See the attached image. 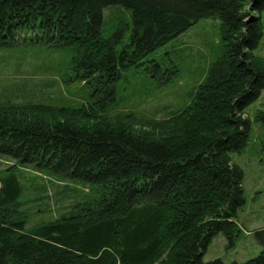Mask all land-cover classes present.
I'll return each mask as SVG.
<instances>
[{
	"label": "trees",
	"instance_id": "trees-1",
	"mask_svg": "<svg viewBox=\"0 0 264 264\" xmlns=\"http://www.w3.org/2000/svg\"><path fill=\"white\" fill-rule=\"evenodd\" d=\"M104 8L117 18L107 35ZM206 17L219 19L224 48L190 102L160 119L116 110L122 73L149 62V77L170 79L147 56ZM263 36L264 0H0V48L66 46L69 79L92 87L76 105L0 104V156L88 187L69 212L28 226L18 176L0 171V264H264V227L252 232L256 256L203 260L217 233L234 243L243 232L231 154L251 121L264 128V105L243 116L264 89Z\"/></svg>",
	"mask_w": 264,
	"mask_h": 264
},
{
	"label": "rangeland",
	"instance_id": "rangeland-1",
	"mask_svg": "<svg viewBox=\"0 0 264 264\" xmlns=\"http://www.w3.org/2000/svg\"><path fill=\"white\" fill-rule=\"evenodd\" d=\"M106 8L102 11L104 35L109 34L112 25L117 22L116 17H105L110 14ZM127 22L130 23L129 13ZM128 34L126 32L124 40ZM223 48L219 19L200 18L147 56L148 59L155 58L161 67L168 69L165 74H169L170 79L166 75L165 79L149 77V62L122 73L116 83V110H129L155 119L167 117L171 111L190 102L191 92ZM254 52L264 57V36ZM69 59L70 51L66 46L14 44L1 47V106L5 108L9 103L60 106L88 102L92 87L85 86L78 79H69ZM173 67L178 69L177 74L170 72L174 70ZM263 105L264 89L246 107L243 116L252 119L254 110ZM130 125L137 132L150 130L139 122L133 121ZM231 155L243 170L245 204L237 211V220L243 232L234 243H230L222 233H217L203 260L220 258L225 263L234 260L242 262L260 251V245L252 233L264 227V128L260 122L251 121L247 144L241 153L234 152ZM0 159V171L12 166L11 170L19 178L21 194L17 208L26 215L28 226L61 217L87 192V183L82 179L59 178L45 169L14 164V160H6L8 158L4 156H0Z\"/></svg>",
	"mask_w": 264,
	"mask_h": 264
}]
</instances>
